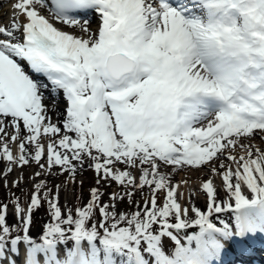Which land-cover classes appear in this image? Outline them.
Listing matches in <instances>:
<instances>
[{
    "label": "snow or ice",
    "instance_id": "6c2138e0",
    "mask_svg": "<svg viewBox=\"0 0 264 264\" xmlns=\"http://www.w3.org/2000/svg\"><path fill=\"white\" fill-rule=\"evenodd\" d=\"M10 7L0 24L4 186L19 169L9 191L23 192V170H36L30 197L0 201V264H221L230 244L243 251L264 235V0ZM89 170L87 201L62 205L61 189Z\"/></svg>",
    "mask_w": 264,
    "mask_h": 264
},
{
    "label": "rangeland",
    "instance_id": "374dc122",
    "mask_svg": "<svg viewBox=\"0 0 264 264\" xmlns=\"http://www.w3.org/2000/svg\"><path fill=\"white\" fill-rule=\"evenodd\" d=\"M6 169L1 168L0 169V175H2L3 171H5ZM27 173V175H25V183L21 186V188L23 189V195L21 197V200L24 201L26 199L24 193H31V189H32V181L29 179V177L31 176V174L33 173V170L31 169V167H27L23 170V174ZM20 174V171L16 172L14 171L13 173H11V177L8 178V182H9V187H5L4 186V180H2V178H0L2 181L0 182V201L5 202V199L9 196H11V191L13 190V188L11 189V191H9V188L11 186V181L15 180L18 175ZM94 173L89 170L83 173L82 176L78 177V180H83V185H72V184H68L66 188H62L61 192H60V203L63 205L66 203V199L64 201V196L65 198H69V201L67 202V204L69 206H72L71 203L73 202V200L76 201V196H82L83 200L81 201V203L86 202L88 195H89V189L94 185ZM61 179H64L63 177ZM60 180L52 178L49 181V186L51 187L53 184H60ZM116 188L115 185L112 186V188H109L106 190V192H111L112 190H114ZM18 192L21 191V189L17 188ZM105 199H107V196L105 197ZM137 199H139V196H137ZM121 209L125 208L126 205L125 204H121L120 205ZM43 208L45 209V205L43 206ZM9 213L12 212L11 207L9 208ZM12 217V216H11ZM8 222L9 224H14L16 221L13 218L8 217ZM46 222V217H44L41 221H39V223L37 224V226H33L32 227V235L35 236L37 235L42 229V225L43 223ZM193 231H196V229H189L188 230V234H191Z\"/></svg>",
    "mask_w": 264,
    "mask_h": 264
},
{
    "label": "bare ground",
    "instance_id": "6f19581e",
    "mask_svg": "<svg viewBox=\"0 0 264 264\" xmlns=\"http://www.w3.org/2000/svg\"><path fill=\"white\" fill-rule=\"evenodd\" d=\"M91 27H92L93 29H95V28L97 27V21H96V20H94V21L92 22ZM47 103H51V98L47 101ZM54 118H55V116H54ZM61 119H62V117H61ZM0 167H5V163H4L3 161H1V163H0ZM18 171H20V170L17 169L16 172H18ZM25 175H27V173H24V176H25ZM199 175H200V173H193V174H192V180H195L196 177H198ZM10 177H11V174H9V176L7 177V179L10 178ZM0 178H2V180L5 179V178L3 177V175H0ZM205 178H207V177L205 176ZM176 179L179 180V179H181V177H177ZM2 180L0 179V182H1ZM190 183H191V181H190ZM216 183H217V184L220 183L219 179H217ZM195 187H196V185L193 184V185H192L193 191H195ZM182 191H184L185 201H186V202L193 203L196 207H199V208H201V209H204V207H205V203H206V198H205L203 195H199V196H195V195H194V196H192L191 200L189 201V192H188L187 187L182 188ZM221 196H223V193H222V192H221ZM60 199H61V198H60ZM65 199H66V200H69V198H65ZM185 206H187V203H186ZM9 214H10V213H9ZM11 216L14 217V216L12 215V213H11L8 217L12 218ZM22 259H23L22 256L18 258V260H22Z\"/></svg>",
    "mask_w": 264,
    "mask_h": 264
},
{
    "label": "trees",
    "instance_id": "16d2710c",
    "mask_svg": "<svg viewBox=\"0 0 264 264\" xmlns=\"http://www.w3.org/2000/svg\"><path fill=\"white\" fill-rule=\"evenodd\" d=\"M38 213V211L37 212H35V215Z\"/></svg>",
    "mask_w": 264,
    "mask_h": 264
}]
</instances>
